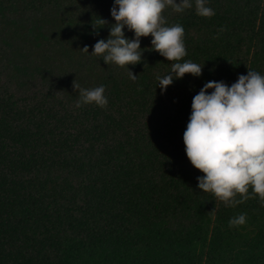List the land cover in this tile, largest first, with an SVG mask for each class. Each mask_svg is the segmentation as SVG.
<instances>
[{
	"label": "trees",
	"instance_id": "trees-1",
	"mask_svg": "<svg viewBox=\"0 0 264 264\" xmlns=\"http://www.w3.org/2000/svg\"><path fill=\"white\" fill-rule=\"evenodd\" d=\"M191 2L164 15L202 75L165 91L173 62L150 36L134 81L92 55L115 0H0V264H264L259 198L233 208L203 193L183 141L207 82L264 75V0H206L211 18ZM75 80L103 86L107 107H76Z\"/></svg>",
	"mask_w": 264,
	"mask_h": 264
},
{
	"label": "clouds",
	"instance_id": "clouds-1",
	"mask_svg": "<svg viewBox=\"0 0 264 264\" xmlns=\"http://www.w3.org/2000/svg\"><path fill=\"white\" fill-rule=\"evenodd\" d=\"M182 13L192 8L191 0H115L107 41L94 45L92 55L103 57L108 65L127 68L133 81L137 77L129 65L142 61L141 38L152 37V49L173 62L171 73L157 77L163 90L190 74L202 75L203 67L190 60L184 61L187 50L185 30L180 24L167 26L166 9ZM196 14L211 18L215 15L206 0H195ZM101 23H106L101 19ZM135 34L125 37L124 29ZM89 52L88 47L82 49ZM184 61V62H181ZM79 92L76 107L95 104L106 108L108 100L103 86L83 89L75 80ZM209 90H212L209 93ZM192 111L183 135L185 151L191 165L203 173L198 187L210 193L225 206L236 207L250 199L259 198L264 206V75L248 69L230 87L224 82L209 81L192 100ZM246 223L240 214L229 221V227Z\"/></svg>",
	"mask_w": 264,
	"mask_h": 264
}]
</instances>
